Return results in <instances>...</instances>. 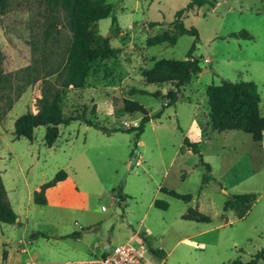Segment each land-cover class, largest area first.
Instances as JSON below:
<instances>
[{
    "label": "rangeland",
    "instance_id": "rangeland-1",
    "mask_svg": "<svg viewBox=\"0 0 264 264\" xmlns=\"http://www.w3.org/2000/svg\"><path fill=\"white\" fill-rule=\"evenodd\" d=\"M189 1L105 0L120 31L111 29L112 16L99 21L93 25V45L109 39L120 53L95 62L85 87L63 96L64 114L86 108L96 123L127 130L142 115L126 113L124 99L158 113L176 88L147 85L141 72L160 59L185 60L196 38L181 36L174 46L148 47L146 41L170 32L176 13ZM210 1L213 7L197 8L184 18L187 28L198 31L194 57L202 72L181 87L175 105L146 125L137 146L135 132L104 134L76 121L60 126L57 144L49 149L46 127L35 129L30 142L16 138L14 123L26 112L37 113L43 95L58 89L72 35L65 14L46 0H9L5 13L0 12V171L22 221L0 224V264H69L100 257L107 246L127 241L148 248L147 240L164 251L165 264H247L264 249V139L257 143L242 131L214 130L206 97V88L223 80L254 82L264 116V0ZM150 23L161 25L151 28ZM242 32L252 38L232 37ZM132 89L150 94L132 95ZM9 99L14 103L7 111ZM186 138L199 143L203 161L211 166L213 179L206 185V170L184 146ZM60 171L69 180L47 189V204H28V192ZM161 188L193 199H175ZM240 194L258 198L244 219L223 212L228 197ZM157 200L168 203V209L157 208ZM190 208L211 222L183 219ZM34 233L46 237L31 241ZM3 237L8 238L5 245Z\"/></svg>",
    "mask_w": 264,
    "mask_h": 264
},
{
    "label": "trees",
    "instance_id": "trees-1",
    "mask_svg": "<svg viewBox=\"0 0 264 264\" xmlns=\"http://www.w3.org/2000/svg\"><path fill=\"white\" fill-rule=\"evenodd\" d=\"M53 8L60 9L66 16L68 28L72 35L71 45L69 47L64 72L62 73L61 83L54 93L48 90L38 101V112H26L19 116L14 123V133L17 139L26 138L30 142L34 141L35 129L46 127L45 144L52 148L60 137V126H68L72 122H82L88 127L95 128L104 134H113L118 132H135L136 146L141 136L145 132L146 125L155 118H160L166 108L176 104L178 101V92L181 87L189 85L195 74L201 73L202 68L198 58L194 57L196 45L199 41L198 31L195 28H187L184 24V18L188 13L205 5L214 6L210 0H190L187 7L176 13L174 21L171 23L172 30L151 36L147 39L148 47H154L162 44L174 46L181 36L195 37L194 44L188 52L185 60L160 59L154 61L150 68L141 72L147 85H162L165 83L174 84L176 91H171L167 95L168 101L162 109L151 115V112L140 102L131 99H124L123 105L128 114H141L142 118L136 127L127 130L111 129L102 126L87 117L85 108L76 115L66 116L63 112V96L71 89H83L86 85L87 77L91 71L92 65L100 60H111L117 58L119 49L113 48L109 44V39H105L101 45L94 46L93 38L96 34L93 25L101 20L107 19L113 14V7L105 3V0H46ZM9 0H0V12L4 14ZM159 23H150V27L160 26ZM113 31H120L118 19L112 16ZM232 37L251 39L247 32L232 34ZM1 82V79H0ZM1 90V88H0ZM131 94H150L146 90L132 89ZM154 96H158L157 93ZM206 97L209 106V116L212 128L218 132L238 130L252 137V140L261 143L264 139V116L261 114L260 104L261 96L256 83L254 82H230L223 80L219 85H210L206 88ZM14 99H9L7 111L12 109ZM97 107L93 106L92 115H96ZM6 113H4L5 115ZM3 115V116H4ZM184 146L197 154L201 165L205 168L206 174L203 177V185L210 182L212 178L211 166L203 161L199 143L191 142L188 138L184 140ZM67 174L60 171L55 179L41 186L40 191L34 193V202L37 205H46V191L60 181H64ZM164 194L178 200L191 202L193 197L190 194L182 195L173 190L161 188ZM258 198L255 194L230 195L223 205V212H233L238 219H244L252 210ZM157 208L167 210L168 203L164 201H155ZM185 220L199 223H210L211 219L203 215L198 209L190 208L187 214L182 217ZM18 215L14 211L8 196L0 172V224L12 225L17 223ZM76 236V233L73 234ZM37 237H46L42 233H34L30 240ZM148 249L159 258L164 257L162 250L156 249L145 240ZM6 254V253H4ZM264 259V249L259 251L247 264H258Z\"/></svg>",
    "mask_w": 264,
    "mask_h": 264
},
{
    "label": "built area",
    "instance_id": "built-area-1",
    "mask_svg": "<svg viewBox=\"0 0 264 264\" xmlns=\"http://www.w3.org/2000/svg\"><path fill=\"white\" fill-rule=\"evenodd\" d=\"M136 126L138 124L133 127ZM144 244L140 242L139 247H137L127 241L113 248L108 247L107 251L100 257L69 264H165L164 257L159 258L154 255Z\"/></svg>",
    "mask_w": 264,
    "mask_h": 264
},
{
    "label": "crops",
    "instance_id": "crops-1",
    "mask_svg": "<svg viewBox=\"0 0 264 264\" xmlns=\"http://www.w3.org/2000/svg\"><path fill=\"white\" fill-rule=\"evenodd\" d=\"M57 143H55V145H56ZM46 145V144H45ZM55 146H53L52 148H54ZM49 148V147H48ZM52 148H49V149H52ZM1 172V176H2V171H0ZM69 180V176H67V178L64 180V181H68ZM4 182V181H3ZM45 184V183H44ZM43 185V184H42ZM41 185V186H42ZM41 186L40 187H37L36 188V190L34 191V192H32V191H29L28 192V204H30L32 201L31 200H33V202H34V193L36 192V191H40V189H41ZM7 191V190H6ZM76 192V189L72 192V193H75ZM167 195V194H166ZM7 196H8V199H9V201H10V203H11V205H12V201H11V198H10V196H9V192H7ZM34 204H35V202H34ZM12 207H13V205H12ZM13 209H14V207H13ZM14 211L16 212V210L14 209ZM16 214H17V212H16ZM18 215V214H17ZM22 220H21V218L19 219V223L21 222ZM17 222V223H18ZM139 233L140 234H143V233H141V232H138V235H139ZM150 233V232H149ZM143 235H145L146 237H147V235L146 234H143ZM148 238V237H147ZM2 240H3V242H4V245H5V243H7L8 242V238H6V237H3L2 238ZM182 242H186V243H188V244H191V245H193V246H197V247H200V248H203L204 247V244H196V242H194V241H192V240H190V239H187V238H184L183 240H182ZM108 247L110 248V246H107V249H108ZM153 247V246H152ZM159 250H161V249H159ZM163 251V250H162ZM164 252V251H163ZM10 260V259H9Z\"/></svg>",
    "mask_w": 264,
    "mask_h": 264
},
{
    "label": "water",
    "instance_id": "water-1",
    "mask_svg": "<svg viewBox=\"0 0 264 264\" xmlns=\"http://www.w3.org/2000/svg\"><path fill=\"white\" fill-rule=\"evenodd\" d=\"M135 162H136V160L133 161V163H135ZM17 221H19V219Z\"/></svg>",
    "mask_w": 264,
    "mask_h": 264
}]
</instances>
